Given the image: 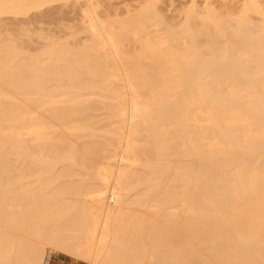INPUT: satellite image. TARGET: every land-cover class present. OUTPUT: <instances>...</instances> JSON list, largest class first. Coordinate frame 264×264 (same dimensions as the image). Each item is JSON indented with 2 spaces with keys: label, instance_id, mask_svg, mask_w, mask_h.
Instances as JSON below:
<instances>
[{
  "label": "bare ground",
  "instance_id": "1",
  "mask_svg": "<svg viewBox=\"0 0 264 264\" xmlns=\"http://www.w3.org/2000/svg\"><path fill=\"white\" fill-rule=\"evenodd\" d=\"M190 1L85 0L82 43L11 29L76 0H0V264H264V0Z\"/></svg>",
  "mask_w": 264,
  "mask_h": 264
},
{
  "label": "rangeland",
  "instance_id": "2",
  "mask_svg": "<svg viewBox=\"0 0 264 264\" xmlns=\"http://www.w3.org/2000/svg\"><path fill=\"white\" fill-rule=\"evenodd\" d=\"M171 1H174V0H102V2H100V4L98 5L99 6L98 9H100V13L98 12V14H99L100 20H102V21L103 20L104 21L105 20H109V21L112 20L114 22V20H115L116 22H120L119 20L123 21V19L125 20L127 18H130V16H133V15L136 16V14L139 15L137 12H140L141 10H143L146 7V5L148 6L149 3H153L155 6L157 5V7L160 9L161 13L166 15L167 19L169 18L171 21L173 20L175 22L182 21V24H183V21L186 22L187 10L189 11V8H191L192 6H195V5H193L190 0H175L174 3L176 4V6L170 7L169 5H170ZM255 1H260V0H255ZM76 2L74 4L75 7L71 6L72 3H71V5H70V3L68 5H66L67 7L66 8L64 7L66 10L62 11L63 13H61L60 11L54 10L53 12H50V14L47 16L48 18L40 16V17L36 18L35 20H33L30 24L29 23H27L25 25H24V23L23 24H15V25L9 24V27L11 28V25H14L13 26L14 28H11L12 32L14 31V29H16L17 26H18L17 27L18 30H16V31L20 30L19 27L20 28L21 27H23V28L27 27L30 29L28 31L31 32L32 36L34 33L37 36L39 35V33L40 34L44 33L46 35H48V33H49V35H51V34L53 35L56 33L54 36H56L58 33H60L61 35L58 34V36H60V37L63 36V34H64L62 39H64L67 36L66 38L70 40V38H68V36L71 37L72 34L77 35V36L79 35V38H82L81 39L82 43L84 40H86L88 42L91 39V37H90V39L88 38L89 35L84 30L82 23H83V20L88 21L89 17L87 19L86 16L89 15L91 9L89 11V7L87 5L86 6L84 5L85 0H76ZM244 3H245V1L240 3L239 0H223V1H221V4L216 5V7L207 8L208 6H205V4H203V0H198L196 7H197L199 13L205 14L209 9H213V10H215V12L221 13L222 16H224V18H223L224 20H226V21L228 20L230 22H236L235 19L239 15L240 9L244 7V6H242V5H244ZM130 9L132 12L130 11ZM127 11H130V13L129 12L127 13ZM198 15H199V17L203 16V15L201 16L200 14H198ZM204 16H206V14ZM250 16L252 17L251 20L254 21L253 22L254 24H256L255 22H260V23H261V21L263 22V17L260 16L259 14L257 15L255 13H252V15H250ZM196 17H198V16H196ZM196 17H195V19H197ZM225 17H227V18L225 19ZM202 19H203V17H202ZM232 19H234V21ZM109 21H107V22L109 23ZM199 21L196 22V20H195L196 26L199 24ZM7 22H8V20H7ZM157 26H159V25L157 24V25H154L153 27L150 26V28H149V29H151L149 31H152L154 35L157 34V36L155 35V37H158V35L162 32H163V34L165 33V29L162 28L160 30V28H159L160 26L159 27H157ZM16 31L13 34H16V36H17L18 33H16ZM152 32H150V34ZM35 35H34L35 38H34V40H32L31 43H33L34 47H36V46L39 47L42 40L40 39V37L38 38ZM160 36H161V34H160ZM134 45L135 46L130 45L131 47L129 46L130 49H128V50H131V49L133 50L134 48L137 47L138 51H139V48H140L139 52L137 51V48L135 50H133L134 53H136L138 55L139 53L142 52L141 51V48H142L141 43H138V44L134 43ZM33 46L31 44V47H33ZM139 46H141V47H139ZM34 47L31 49L30 46H28V49L30 48V50H27V51H30V53H32V54H34V53L37 54V52H39L40 50H38L37 48H34ZM25 48L27 49V47H25ZM40 49H42V48H40ZM45 248L47 249V256H46L47 257V260H46L47 263L46 264H91V262H88V261L86 262V260L76 259L74 257H70V256L65 255L63 253L56 252L54 250V248H52V246L49 244L48 245L46 244Z\"/></svg>",
  "mask_w": 264,
  "mask_h": 264
}]
</instances>
